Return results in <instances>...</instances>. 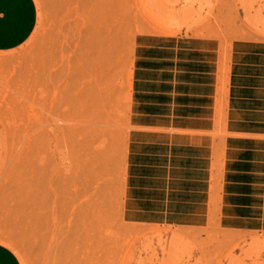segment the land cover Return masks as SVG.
Returning a JSON list of instances; mask_svg holds the SVG:
<instances>
[{
    "label": "rangeland",
    "instance_id": "rangeland-1",
    "mask_svg": "<svg viewBox=\"0 0 264 264\" xmlns=\"http://www.w3.org/2000/svg\"><path fill=\"white\" fill-rule=\"evenodd\" d=\"M0 51V246L17 264H264V236L121 217L133 40L264 39V0H34Z\"/></svg>",
    "mask_w": 264,
    "mask_h": 264
},
{
    "label": "crops",
    "instance_id": "crops-1",
    "mask_svg": "<svg viewBox=\"0 0 264 264\" xmlns=\"http://www.w3.org/2000/svg\"><path fill=\"white\" fill-rule=\"evenodd\" d=\"M36 21L34 0H0V51ZM127 126L125 222L264 236V39L136 34Z\"/></svg>",
    "mask_w": 264,
    "mask_h": 264
}]
</instances>
